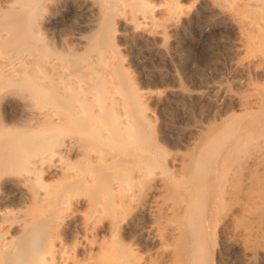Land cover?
Masks as SVG:
<instances>
[{
    "label": "bare ground",
    "instance_id": "6f19581e",
    "mask_svg": "<svg viewBox=\"0 0 264 264\" xmlns=\"http://www.w3.org/2000/svg\"><path fill=\"white\" fill-rule=\"evenodd\" d=\"M203 44L264 77V0H0V264H211L221 225L243 256L264 244V78L200 134L172 108L224 87L148 90L123 67Z\"/></svg>",
    "mask_w": 264,
    "mask_h": 264
},
{
    "label": "rangeland",
    "instance_id": "374dc122",
    "mask_svg": "<svg viewBox=\"0 0 264 264\" xmlns=\"http://www.w3.org/2000/svg\"><path fill=\"white\" fill-rule=\"evenodd\" d=\"M47 17L46 11L37 16L41 24L47 29V33H43V36L59 49L57 37L63 27L57 26L58 22H53L54 19L50 20ZM121 53L123 55V67L129 79L136 85L148 90L162 92L169 87L180 88L184 91L203 88L198 83L199 81L211 82L224 87L208 102L197 98H181L184 107L182 109L172 108L173 113L171 112L169 115V120L176 130L199 124L202 125L200 134L206 133L211 129L210 127L219 125L222 121L227 120L232 113L240 110L241 106L238 99L246 92L249 81H262L264 78L246 68H236L233 63L240 55L233 53L226 46L210 48L203 44L185 62L176 58L158 59L156 56L145 53L147 57L150 56L145 64V68L150 70L147 74H143L134 62H128L126 52L121 50ZM159 140L160 143L161 140ZM227 235V229L222 225L214 230L215 243L211 253V264H264V244L256 241L254 251L243 256L241 247L230 245L225 241L224 238Z\"/></svg>",
    "mask_w": 264,
    "mask_h": 264
}]
</instances>
